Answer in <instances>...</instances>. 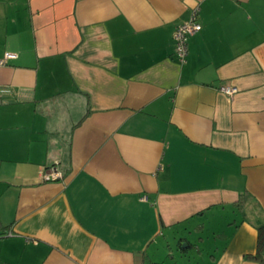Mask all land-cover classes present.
I'll use <instances>...</instances> for the list:
<instances>
[{"label": "crops", "instance_id": "obj_1", "mask_svg": "<svg viewBox=\"0 0 264 264\" xmlns=\"http://www.w3.org/2000/svg\"><path fill=\"white\" fill-rule=\"evenodd\" d=\"M6 52L0 264H159L190 229L212 264H260L264 0H0Z\"/></svg>", "mask_w": 264, "mask_h": 264}, {"label": "rangeland", "instance_id": "obj_2", "mask_svg": "<svg viewBox=\"0 0 264 264\" xmlns=\"http://www.w3.org/2000/svg\"><path fill=\"white\" fill-rule=\"evenodd\" d=\"M232 215V214H231ZM229 215L226 218H223L218 221V225L224 226L227 222L231 221L233 218H239V212L235 209V215ZM190 233H181L176 235L177 238H173L172 235L166 234V238L159 237L158 247H160V253L152 258L154 262H159V264H212V260L210 258V254L217 255V248H215V244H212L210 238H212L211 234L206 231L196 232L190 229ZM180 236H185L189 242L192 244H197V247L200 248L198 251L196 247L191 246L186 250H181L177 239ZM201 237L204 240L200 241L198 238ZM209 237V238H208ZM211 242L210 246L208 243ZM169 243L170 247L167 248L165 245ZM185 244L183 242L181 247ZM209 247V248H208ZM212 247V248H210ZM169 253V255H167Z\"/></svg>", "mask_w": 264, "mask_h": 264}, {"label": "built area", "instance_id": "obj_3", "mask_svg": "<svg viewBox=\"0 0 264 264\" xmlns=\"http://www.w3.org/2000/svg\"><path fill=\"white\" fill-rule=\"evenodd\" d=\"M196 10L193 11L191 17L186 22L178 25L173 32V52L180 62L185 61L187 54V40L189 36L201 30V24L196 19ZM15 55L9 52L4 53V56L0 58V64H4L7 58L14 57ZM227 95H233L237 88L229 85H223L219 88ZM2 92H0V97ZM62 176L54 165L43 168L41 171V178L44 180H54Z\"/></svg>", "mask_w": 264, "mask_h": 264}, {"label": "trees", "instance_id": "obj_4", "mask_svg": "<svg viewBox=\"0 0 264 264\" xmlns=\"http://www.w3.org/2000/svg\"><path fill=\"white\" fill-rule=\"evenodd\" d=\"M256 229L257 239L255 251L251 254H247L246 258L257 261L260 264H264V223L257 225Z\"/></svg>", "mask_w": 264, "mask_h": 264}]
</instances>
